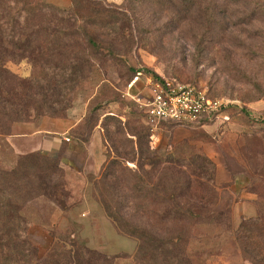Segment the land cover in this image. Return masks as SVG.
Wrapping results in <instances>:
<instances>
[{"label":"rangeland","instance_id":"obj_1","mask_svg":"<svg viewBox=\"0 0 264 264\" xmlns=\"http://www.w3.org/2000/svg\"><path fill=\"white\" fill-rule=\"evenodd\" d=\"M33 1L60 9L66 21L74 19L77 30L71 42L81 63L78 83L70 97L60 98L63 107H45L49 113L42 116L30 110L28 121L12 123L8 128L0 126V167L9 169L18 156L32 153L16 154L10 135L25 129L37 130L47 119L75 123L66 136L90 155L84 165L88 181L84 179L83 185L76 183V175L61 163L67 145L56 156L45 155L59 160V172L45 186L60 202L44 195L18 202L25 220L23 234L44 259L42 264L65 261L70 251L80 264H95L83 255L85 248L117 256L113 264H166L160 251H147L134 261L136 242L116 230L92 185L108 160L116 156L135 159L126 163L134 170L136 141L143 151L152 152L160 161L155 168L144 166L149 174L144 178L146 185L149 176L161 173L162 187H169L176 196L174 201L162 200L158 195L156 199L125 198L128 204L137 203L145 209L139 217L141 222L164 225L157 211L177 203L197 215L184 214L169 222L174 227L182 225L185 231L178 246L185 249L189 264H255L234 233L244 220H259L253 226L251 241L261 253L258 264H264V37L255 36L257 30L264 34V14H260V22L254 27L237 24L236 20H248L253 11L249 0H239L240 5L231 12L214 11L215 24L212 15L207 20L212 13L209 7L202 13L178 9L184 0ZM74 12H78L77 16ZM60 13L48 15L41 11L36 21L20 26L32 28L45 20L54 21L62 18ZM88 36L93 44L87 43ZM8 67L19 80L38 75L35 65L26 61L8 63ZM135 70L141 71L144 83L133 94L145 96L149 80L155 77L193 85L211 97L227 101V119L215 117L193 123L149 120L124 95ZM111 118L120 123L110 122ZM36 140L34 136L12 142L24 150L25 141ZM91 140L94 146L85 149L84 144L89 145ZM91 156L95 161L104 159L100 170L97 171L100 163L95 170L91 168ZM69 158L76 166L82 163L76 154ZM165 159L170 160V171L161 172V161ZM171 178L180 181L183 189L175 187ZM25 184L32 182L25 180L22 186ZM113 188L118 186L112 185L109 191ZM23 194L16 192L19 198ZM61 203L65 209H60ZM171 215L169 219L174 217Z\"/></svg>","mask_w":264,"mask_h":264},{"label":"trees","instance_id":"obj_2","mask_svg":"<svg viewBox=\"0 0 264 264\" xmlns=\"http://www.w3.org/2000/svg\"><path fill=\"white\" fill-rule=\"evenodd\" d=\"M215 1L184 0V5H177V7L178 9L190 8L194 11H201V13L203 9L209 7L212 13L207 15V20L212 15V22L215 24L214 11L231 12L238 7V4L240 5L239 0H219V4ZM248 2L252 5L253 11L248 20L236 18L237 24L255 27V23L260 22V14H264V0H249ZM248 2L245 4L249 6ZM41 11L48 15L61 12L51 4L41 5L33 0H0V126L4 125L8 128L12 123L28 121L30 110L33 114L42 116L49 113L44 111L45 107L50 106L51 109L52 106L63 107L60 98L70 97L75 89V84L78 83L79 64L81 63L75 56L74 45L71 42L77 30L74 19L66 21L64 14L60 13L63 15L62 18L53 19L54 21L45 20L44 24H36L32 28L20 26L21 23L36 21ZM77 13L74 12L76 16ZM57 24H62L66 28L59 27ZM262 24L264 26V23ZM255 32H257L256 37L262 35L264 37V34L259 33L258 30ZM62 40L64 41L62 42ZM87 43H94L90 36L87 38ZM261 57V64H264V53ZM22 61L35 65L38 75L31 74L32 78H27L25 81L16 78L10 71L8 63ZM48 71H51V75L47 73ZM137 72L138 70H135L133 76ZM155 79L159 78L155 77ZM60 100L61 105L58 103ZM113 121L120 123L118 119L111 118L110 122ZM0 132H3L2 129ZM132 135L139 136L135 133ZM135 145L137 148L134 155L136 158L137 154L135 169L132 170L126 166L127 162L135 159H122L118 156L109 159L99 178L94 179L92 184L96 199L116 230L136 242L134 261L147 251H152L155 254L160 251L161 259H164L166 264H189L185 249L178 246V241L184 237L185 231L182 225L174 227L169 222H175L184 214L197 216L196 214L189 208H181L177 203H174L173 208L165 206L157 211L159 212L158 216L163 218L160 222L164 225L153 224L149 220L141 222L139 217L141 213H145V209L140 204H128L124 201L128 197L138 200L145 197L156 199L157 195L162 200L174 201L176 197L169 187L168 189L162 187L161 173L155 177L149 176L148 185H146L144 178L149 174L143 170L144 166L155 168L157 164H160V161L154 157L152 152L143 151L139 142L136 141ZM161 163L164 164L163 168H160L161 172L170 171L168 168V165H171L170 160L165 159ZM59 168L58 158H49L40 152L18 156L9 169L0 167V264H42L45 262L38 256L36 248L28 242L23 234L25 220L17 205L21 198L22 201H27L40 195L57 201L55 193L45 184L47 185L50 178L59 172ZM110 179H112L111 182H109ZM25 180L32 182V185L22 186ZM170 181L175 187L179 186L180 190L183 189L180 187L182 186L180 181L178 183L175 178H171ZM112 185L118 186V189L113 188V191L110 192L109 189ZM145 188H147V192H143ZM16 192H23V197L19 198ZM60 207V209H65L62 203ZM206 208H204L206 213L212 216L213 213H210ZM171 214L174 217L169 219ZM250 221L244 220L234 234L235 238L243 245L244 252L253 259L255 264H258L262 259L261 253L257 251L255 245L252 247L251 238L253 237V226L257 222L259 223V220ZM157 231L159 235H157ZM83 255L86 258L89 257L87 259L92 260L95 264H113L117 258V256H105L86 248ZM75 257L70 251L68 256L66 255L65 261L58 260L56 264H80L75 260Z\"/></svg>","mask_w":264,"mask_h":264},{"label":"built area","instance_id":"obj_3","mask_svg":"<svg viewBox=\"0 0 264 264\" xmlns=\"http://www.w3.org/2000/svg\"><path fill=\"white\" fill-rule=\"evenodd\" d=\"M138 71L126 86L125 96L134 101L151 121L178 123L205 122L215 117L227 119L228 102L214 98L193 85L173 83L169 80H149V92L140 97L132 89L140 80Z\"/></svg>","mask_w":264,"mask_h":264},{"label":"crops","instance_id":"obj_4","mask_svg":"<svg viewBox=\"0 0 264 264\" xmlns=\"http://www.w3.org/2000/svg\"><path fill=\"white\" fill-rule=\"evenodd\" d=\"M143 80H139L137 84L133 87L132 91H135L137 88H141L143 86ZM43 125L37 129H25L23 132L22 131H16L12 133L9 137V141L11 142V146L14 149V152L16 154H22L27 152H40L43 155H52L56 156L58 151L61 150L65 145H67V152L64 153V156L60 158L61 163L65 165V168H70L71 171L76 175V183L78 184H85L86 178L88 177L84 165L86 162L89 160V153L84 154L83 148H80V150L77 148V144L74 143V141H71L68 136H66L69 132V130L74 127L75 123L72 122H67V121H62L61 119H47L42 123ZM97 132V131H94ZM36 136L37 140L36 141H25V147L24 150H20V147L12 141H16V139H24L27 140L28 138H34ZM99 138V136H98ZM65 142H70V143H65ZM23 146V145H22ZM85 149H90L91 146H94V143L91 142L89 145L84 144ZM76 154L78 158L82 161L81 164L77 165L74 163V161L69 158L70 154ZM92 160V166L95 170V166L97 168V171L100 170V166L103 164L104 159H98L95 161V158L91 156ZM101 160V162H100ZM102 163V164H101ZM81 179V180H80ZM85 179V181H84ZM84 181V183H83ZM81 185V186H82Z\"/></svg>","mask_w":264,"mask_h":264}]
</instances>
